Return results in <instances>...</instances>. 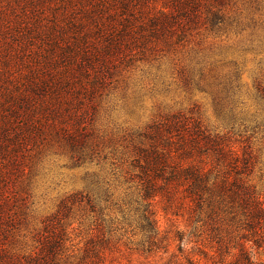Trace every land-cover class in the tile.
<instances>
[{
    "label": "trees",
    "instance_id": "16d2710c",
    "mask_svg": "<svg viewBox=\"0 0 264 264\" xmlns=\"http://www.w3.org/2000/svg\"><path fill=\"white\" fill-rule=\"evenodd\" d=\"M226 1L0 0V184L23 147L40 140L67 143L78 159H92L100 139L82 125L117 69L198 26L219 29ZM120 147L130 153L127 167L110 174L126 196L134 190L140 197L138 254L168 255L170 264H253V251L264 253V203L248 183L244 147L182 112L160 116ZM103 184L106 202L111 180ZM2 199L0 186V264H103L112 252L97 227L82 234L83 218L67 221L74 207L102 215L88 194L62 199L27 252L8 247L13 219L4 217ZM156 199L168 220L184 224L174 228L175 253L157 226Z\"/></svg>",
    "mask_w": 264,
    "mask_h": 264
},
{
    "label": "rangeland",
    "instance_id": "374dc122",
    "mask_svg": "<svg viewBox=\"0 0 264 264\" xmlns=\"http://www.w3.org/2000/svg\"><path fill=\"white\" fill-rule=\"evenodd\" d=\"M224 9L219 29L198 26L184 40L160 43L117 69L94 104L95 113L90 107L82 125L83 133L92 128L100 139L92 159H78L67 143L55 139L23 147L18 163L6 167L8 175L0 184L4 217L13 219L8 247L30 251L44 218L62 199L81 192L104 211L91 218L74 207L67 221L83 218L82 234L97 227L109 238L112 252L103 264H170L168 255L144 258L134 250L141 239V200L134 190L126 196L110 170L128 164L130 153L121 149L120 139L172 113L191 116L210 132L227 135L236 148L244 147L251 168L248 183L264 203V0H227ZM104 180H111L113 196L106 202ZM153 211L161 235L170 239L169 252L175 253L174 228L183 230L184 224L168 220L158 199ZM252 261L264 264V253L254 250Z\"/></svg>",
    "mask_w": 264,
    "mask_h": 264
}]
</instances>
